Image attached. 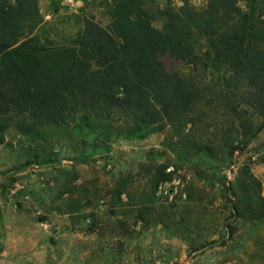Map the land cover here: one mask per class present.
Listing matches in <instances>:
<instances>
[{
	"label": "rangeland",
	"instance_id": "374dc122",
	"mask_svg": "<svg viewBox=\"0 0 264 264\" xmlns=\"http://www.w3.org/2000/svg\"><path fill=\"white\" fill-rule=\"evenodd\" d=\"M38 3L34 35L55 48L77 46L85 18L106 27L113 0ZM148 3L158 30L183 6ZM206 4L189 0L196 12ZM237 6L264 20V0ZM189 38L201 61L179 71L203 97L174 124L78 112L1 134L0 264H264V119L224 86L205 38ZM160 171L168 181L157 185Z\"/></svg>",
	"mask_w": 264,
	"mask_h": 264
},
{
	"label": "trees",
	"instance_id": "16d2710c",
	"mask_svg": "<svg viewBox=\"0 0 264 264\" xmlns=\"http://www.w3.org/2000/svg\"><path fill=\"white\" fill-rule=\"evenodd\" d=\"M181 1L158 30L148 0H113L106 27L85 18L77 46L47 48L34 35L43 21L38 0H0V136L9 127L31 135L62 126L78 112L174 124L203 97L179 71L201 61L193 33L224 65L223 84L239 93L238 105L264 119V20L253 23L239 0H206L199 12ZM165 56L177 66L167 69ZM167 181L160 171L156 184Z\"/></svg>",
	"mask_w": 264,
	"mask_h": 264
},
{
	"label": "crops",
	"instance_id": "0c3cea01",
	"mask_svg": "<svg viewBox=\"0 0 264 264\" xmlns=\"http://www.w3.org/2000/svg\"><path fill=\"white\" fill-rule=\"evenodd\" d=\"M38 6H39V3H38ZM40 9V8H39ZM40 13H41V11H40Z\"/></svg>",
	"mask_w": 264,
	"mask_h": 264
}]
</instances>
